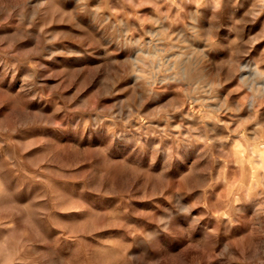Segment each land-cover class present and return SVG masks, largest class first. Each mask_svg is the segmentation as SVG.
Returning <instances> with one entry per match:
<instances>
[{"label":"rangeland","instance_id":"1","mask_svg":"<svg viewBox=\"0 0 264 264\" xmlns=\"http://www.w3.org/2000/svg\"><path fill=\"white\" fill-rule=\"evenodd\" d=\"M0 264H264V0H0Z\"/></svg>","mask_w":264,"mask_h":264},{"label":"bare ground","instance_id":"2","mask_svg":"<svg viewBox=\"0 0 264 264\" xmlns=\"http://www.w3.org/2000/svg\"><path fill=\"white\" fill-rule=\"evenodd\" d=\"M153 54V53H152ZM170 55V54H169ZM253 100H250V106H252ZM210 126V125H209ZM254 135V134H253ZM256 178V177H255ZM243 180V179H242ZM225 240V239H224Z\"/></svg>","mask_w":264,"mask_h":264}]
</instances>
